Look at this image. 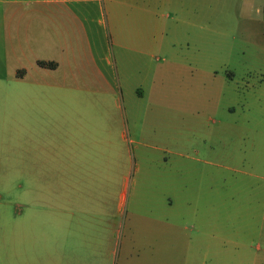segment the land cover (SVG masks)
I'll use <instances>...</instances> for the list:
<instances>
[{"label": "crops", "instance_id": "crops-1", "mask_svg": "<svg viewBox=\"0 0 264 264\" xmlns=\"http://www.w3.org/2000/svg\"><path fill=\"white\" fill-rule=\"evenodd\" d=\"M188 1L0 0V116L18 137L37 144L50 141L41 151L51 153L52 172L65 188L63 198L55 196L60 201L51 219L54 226L0 228V264H125L113 229L106 228L112 215L106 184L92 170L103 165L107 151L122 153L127 134H137L133 90H141L146 104L155 92L193 95L195 75L216 65L222 47L225 65L245 76L247 86L257 90L254 97L264 102V0L232 5L240 9V19L215 21L208 42L202 36L200 3ZM251 9L261 16L251 17ZM234 55L237 61L231 63ZM167 102L199 104L192 99ZM208 102L217 107L219 99ZM147 116L141 117V134ZM254 119L242 116L231 122ZM258 120L264 123V116ZM228 123L229 118H221L217 124ZM219 132L229 134L225 127ZM215 134L210 130L195 137L193 146L198 141L203 151L200 146L190 155L185 149L178 152L180 180L163 203L169 211L175 204L181 207L178 215L197 235L199 252L204 240L225 253L218 264H264V195L239 194L233 176L225 182V196L218 194V169L238 170L234 152H222L219 159ZM258 134L264 136V128ZM125 200L122 188L115 206L124 215L120 226L126 219L143 225L147 219L137 207H126ZM167 220V232H177L174 220ZM189 245L191 240L179 251ZM203 253L202 262H210ZM172 263L146 259L139 264Z\"/></svg>", "mask_w": 264, "mask_h": 264}, {"label": "rangeland", "instance_id": "rangeland-1", "mask_svg": "<svg viewBox=\"0 0 264 264\" xmlns=\"http://www.w3.org/2000/svg\"><path fill=\"white\" fill-rule=\"evenodd\" d=\"M238 1L197 0L201 6L199 21L203 26V39L207 42L213 40L215 21L234 22L240 19V9L233 7ZM188 2L186 0V4ZM211 5L217 6V11L211 9ZM248 14L253 18L261 16L254 9ZM185 16L188 19L189 13ZM217 39L221 41L220 37ZM224 52L222 47H218L216 65L195 75L197 89L193 95L186 93L180 97L176 92L167 90L155 92L153 100L146 104L141 90L135 89L133 82L129 85L135 89L130 98L136 102L137 134H127L121 144L122 153L107 155L110 153L107 151L102 158L103 165L92 170V175L106 184V205L112 209L106 228L113 229L112 239L121 246L125 264H139L146 259L152 262H174L172 264H183L182 261L185 264H218L225 261V253L216 251V246H209L204 240L200 242L199 252V245L194 247L197 235L190 231L188 221L178 215L181 207L175 204L169 211L163 203L165 196L173 195V189L180 180L176 170L180 158L178 152L181 155L185 149L190 155L200 146L202 151L206 149L198 141L197 147L193 146L195 137L201 134L212 130L216 132L214 137H220L218 141L212 139L219 151V159L222 152L230 154L232 151L236 155V173L218 169L216 181L219 195L225 196V182L232 176L233 186L239 194L248 193V196L253 197L264 195V136L258 134L264 128V123L258 120L264 116V102L254 97L257 90L247 86L245 76L234 71L232 65H225ZM229 59L231 63L237 61L235 55ZM215 98L219 99L217 107L208 102ZM188 99L199 104L167 102ZM144 112L150 120L141 134L139 127ZM242 116L255 119L250 124L236 125L231 122ZM221 118L230 119L229 126H224L229 130L227 136L220 135L219 129L224 127L217 123ZM9 129L10 126L0 116V228L52 227L54 224L51 219H56L55 208L59 198H63L65 188L56 173L52 172L51 153L41 151L48 147L50 141L37 144L34 139L20 138ZM73 175L75 178L76 172ZM122 188L125 190L126 207H137L138 213L147 219L142 222L143 225H140L139 220L126 219L120 226V218L124 215L115 211V206ZM169 217L179 228L177 232H167ZM190 240L192 247L189 245L186 251H179V246L190 243ZM169 246L173 249H169ZM203 252L207 253L205 256L210 262H202Z\"/></svg>", "mask_w": 264, "mask_h": 264}, {"label": "trees", "instance_id": "trees-1", "mask_svg": "<svg viewBox=\"0 0 264 264\" xmlns=\"http://www.w3.org/2000/svg\"><path fill=\"white\" fill-rule=\"evenodd\" d=\"M262 9H263V12H264V5H263V8H262ZM38 64H39V65H44V62H43V61H38ZM52 65H53V64H49L50 67H51Z\"/></svg>", "mask_w": 264, "mask_h": 264}]
</instances>
